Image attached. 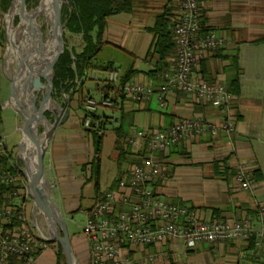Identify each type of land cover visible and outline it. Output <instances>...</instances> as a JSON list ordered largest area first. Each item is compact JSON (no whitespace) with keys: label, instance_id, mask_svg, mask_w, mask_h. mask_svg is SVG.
I'll list each match as a JSON object with an SVG mask.
<instances>
[{"label":"crops","instance_id":"obj_1","mask_svg":"<svg viewBox=\"0 0 264 264\" xmlns=\"http://www.w3.org/2000/svg\"><path fill=\"white\" fill-rule=\"evenodd\" d=\"M9 9L5 11L0 3V123H3L1 110L8 107L12 97L11 77L15 74L6 62ZM201 9L203 28L215 31L223 42L200 61L194 69V78L222 84L234 94L229 113L235 129L229 134L223 130L215 134L207 131L169 151L159 152L164 174L156 183V191L163 199L197 209L203 220H246L260 231L258 204L264 203V0H202ZM178 11V0H137L134 12L107 20L99 53L105 45H119L132 61L118 65L121 73L116 62L107 60L101 72L108 75L107 71L114 69L125 81L152 86L156 93L151 98L142 102L128 99L119 92V84L112 86L111 93L99 91L97 83L92 90L91 86L86 87L91 79L88 72L77 87L55 98L69 110V117L53 134L45 154V172L53 199L68 220H74L78 214L87 217L105 192L128 177L135 157L127 141L136 129L167 130L181 120L197 117L221 125L225 117L222 109L182 92L168 94L165 105H161L159 75L176 67V50L165 60L154 53L158 40L155 28L163 22L165 29L174 34ZM113 18L115 21L111 22ZM84 47L85 43L81 52ZM100 78L107 77L100 75ZM236 80L238 84L234 83ZM83 87L86 93L80 103L77 93ZM107 95L117 99V106L100 107L93 115V127H85V99ZM49 113L48 118L54 122L53 114ZM19 116L15 112L13 130L19 127ZM97 126L102 129L101 134ZM10 133L5 132L4 137ZM97 138L101 139L98 154ZM123 150L127 155L121 154ZM14 161L23 173L20 183L27 184L19 152ZM239 172L253 181L249 189L238 183ZM86 196L92 200L89 208L83 205ZM31 200L29 215L33 230L44 239L49 233L47 218ZM71 238L81 264L84 259L89 264L90 249L84 239ZM45 242L41 240L35 248L34 262L56 264L58 245L50 251ZM135 255L148 258L150 264H264V240L255 234L248 240L201 243L188 249L181 239L170 238L161 244L137 247Z\"/></svg>","mask_w":264,"mask_h":264},{"label":"built area","instance_id":"obj_2","mask_svg":"<svg viewBox=\"0 0 264 264\" xmlns=\"http://www.w3.org/2000/svg\"><path fill=\"white\" fill-rule=\"evenodd\" d=\"M178 1L174 28L176 67L159 75L161 105H165L168 94L178 91L222 109L225 117L220 126L197 117L181 120L167 130L136 129L133 132L127 144L133 148L135 162L128 177L119 180L116 188L98 199L81 225L89 242V264H150L148 258L135 255L136 248L161 244L170 238L181 239L188 249L201 243L248 240L255 234L259 240H264V203L258 204L262 228L257 231L246 220H203L197 209L163 199L156 191V183L164 174L159 152L169 151L175 145L207 131L215 134L223 130L229 134L235 129L229 113L234 94L222 84L194 78V69L200 61L208 52L217 49L223 40L213 30L203 32L202 0ZM107 72L104 80L98 71L94 70L89 75L96 81L99 91L111 93L112 86L119 84L121 94L135 102L147 100L156 93L150 85L132 81L123 83L114 69ZM80 81L78 78L77 83ZM116 106L117 99L112 95L100 99L87 97L83 125L93 127V115L100 107ZM97 130L102 133L99 126ZM0 156L7 159L10 167L0 171V264H33L35 248L43 237L33 230L28 186L20 183L23 173L17 161L11 158L2 137ZM236 179L243 189H249L253 183L244 172H239ZM10 187L14 188L2 195L3 188Z\"/></svg>","mask_w":264,"mask_h":264},{"label":"water","instance_id":"obj_3","mask_svg":"<svg viewBox=\"0 0 264 264\" xmlns=\"http://www.w3.org/2000/svg\"><path fill=\"white\" fill-rule=\"evenodd\" d=\"M14 1L7 13L11 15ZM59 5L56 12L57 29L55 36L59 42V49L55 57L47 63L42 62L41 55L46 48L45 38L42 31H39L32 24L30 31L22 25V16L27 11V0L20 3L19 16L21 21L17 27L12 22L14 29L13 38L9 35L7 26L8 46L14 44L18 49L17 72L11 77V99L7 103L12 107L23 120L21 128L22 140L19 147V156L25 164L24 174L27 180L28 191L35 206L43 212L47 218L49 233L44 239L48 242L59 244L66 258V264H81L75 254L72 238L69 231L68 219L61 213L57 203L53 199L52 188L45 172V154L49 147L53 134L59 125H62L69 117V110L65 109L60 102L53 98V86L55 78L54 64L65 52V40L63 30L67 22H62V10L64 2L69 4L68 0H55ZM41 4V3H40ZM40 6V5H39ZM72 8H70L71 10ZM20 27L24 31L18 42L17 33ZM30 37V38H29ZM34 39V41H33ZM47 42V41H46ZM41 58V59H40ZM23 78V86L30 91L31 103L22 99L19 92V80ZM43 80L45 82H43ZM35 87H31V82ZM43 90V100L38 105V96ZM51 112L55 118L54 122L47 117L45 112ZM40 127L42 131L40 132ZM27 136H31L34 142L35 163L31 167L28 163V149L25 143Z\"/></svg>","mask_w":264,"mask_h":264},{"label":"trees","instance_id":"obj_4","mask_svg":"<svg viewBox=\"0 0 264 264\" xmlns=\"http://www.w3.org/2000/svg\"><path fill=\"white\" fill-rule=\"evenodd\" d=\"M68 6L65 5L64 22H67L66 28L70 33L82 35L85 47L81 53H74L73 50L65 49V52L54 64L55 78L53 86V97L58 98L64 91L68 92L77 87V79H82L86 74L87 63L94 58L103 44V35L107 27L108 18L122 13H132L137 8V0H68ZM4 10L7 11L11 6L12 0H0ZM70 8H72L70 10ZM176 26V20H175ZM174 26V28H175ZM207 30L203 28V32ZM158 36L154 53L159 55L161 60L174 54L176 50L175 35L165 29L163 22L155 28ZM20 37V31L17 33V39ZM111 70V69H109ZM44 81V80H43ZM126 82L123 80V83ZM238 81H234L237 83ZM119 90V89H118ZM118 92V91H117ZM120 92V90H119ZM45 114L50 115L48 111ZM85 119V117H84ZM84 123V121H83ZM101 139L97 138L96 153L100 152ZM123 156L127 153L123 150ZM130 155V154H129ZM1 170L10 169L6 158L0 156ZM14 187L3 188L2 195H6ZM59 257L61 254L62 262L66 264V258L61 246L58 244ZM60 259V258H59Z\"/></svg>","mask_w":264,"mask_h":264},{"label":"rangeland","instance_id":"obj_5","mask_svg":"<svg viewBox=\"0 0 264 264\" xmlns=\"http://www.w3.org/2000/svg\"><path fill=\"white\" fill-rule=\"evenodd\" d=\"M41 1L42 0H27V11L31 12L32 10L38 8ZM65 5L68 6V4L65 2L63 4V10H62V22L63 23H65L64 22L65 10H66ZM7 17L8 16L6 15V21H7ZM13 21H14V26L17 27L21 21L19 14L15 15ZM113 21H115V18L111 19V22H113ZM37 24H38V26H37L38 29H40L42 31V34L45 38L44 42L46 43L47 38H48V34H49V30H50L49 25L46 22V20L43 18V16L37 18ZM6 26L9 27L8 22H7ZM35 28H36V26H35ZM19 31H20V37H21V35L24 31V27H20L18 32ZM63 33H64V40H65V49L68 48L69 50H73V52L76 54H78V52H81L82 47L84 46V41H83L82 35L70 33L66 27L64 28ZM20 37L18 39V42L20 41ZM107 60H112V61L116 62V64H117L116 69L120 70V72L123 73V70L118 68V65L122 64L125 66L126 64H128L129 62L132 61V58L128 53H126V51H124L122 48H120L119 45H112V44L105 45L104 48L101 50V52L98 53L94 58H92L87 63L86 72H88V74L90 75L92 70L97 69L101 76L107 77V73L101 72V70H100L101 68H104L107 66V62H108ZM8 61H11L10 62L11 71L16 73L17 72L16 59H12L9 56V51H7V56H6V62H8ZM43 82H45V81H43ZM95 85H96L95 80L88 79L86 87L91 86L92 90H94ZM31 87L32 88L35 87V84L33 83V81L31 82ZM86 87L81 88L79 90V92L77 93L79 100H80V103H82V96L86 93ZM67 98H69V97H66V99ZM42 100H43V90L40 91V94L38 96V105H39L40 101H42ZM67 101H69V99H67ZM15 112L16 111L10 106L6 107L5 109H2L1 110L2 118H3L2 122L4 123V125H3V123H0V136L1 137L5 136L4 135L5 132H7V133L11 132L8 136H6V138L5 137L4 138H5L6 146L8 147L9 154L13 160H16L18 152H19V147H20L21 138H22L21 128L23 125L22 117L19 116L20 117L19 127L16 128L15 130H13V127H14V125H13L14 121L13 120H14ZM11 122H12V126H10ZM41 128L42 127H40V129ZM11 130H13V131H11ZM41 131H42V129L40 130V132ZM94 184H96V183H91V185H94ZM31 201H33V200H31ZM83 205L85 208H89L92 205V200L86 196L84 199ZM85 218L86 217L83 214H78L74 220L69 219L67 221H68L69 231H70L71 236L75 237V238H83L85 244L89 248L88 239L85 236V234L83 233V230L81 228V225H83L85 222ZM43 225H44V223H43ZM43 240L46 241L45 239H43ZM44 244L48 246V250H50V251H54V249H56L55 246L58 245L55 242H48V241L45 242ZM85 244H84V246H85ZM56 247H58V246H56ZM59 253L60 252H59V248H58V252L56 255H57V258L59 261L56 264H64V261L62 262L63 258L61 259V256H63V254H61L59 257ZM35 261L36 262H34V264H40L41 263V260H39V261L35 260ZM82 264H88L86 259L82 260Z\"/></svg>","mask_w":264,"mask_h":264},{"label":"bare ground","instance_id":"obj_6","mask_svg":"<svg viewBox=\"0 0 264 264\" xmlns=\"http://www.w3.org/2000/svg\"><path fill=\"white\" fill-rule=\"evenodd\" d=\"M22 0H15L14 1V6H13V11L11 15L7 17V22L9 25V35L12 40L13 34H14V29L12 28V22L14 20L15 15L20 13V3ZM61 2V0H59ZM58 3L55 0H42L40 6L38 8L32 10L31 12L24 11L23 16H22V25L26 28V31H30V27L33 24L36 26V29H38V24H37V18L43 16V18L46 20V22L49 25V34L47 38V44L44 53L41 55V60L44 63H47L48 61L52 60L55 55L58 52L59 49V42L55 36V31L57 29V21H56V12H57V7ZM30 38V37H29ZM34 41V39H33ZM9 56L12 59H16V63L18 64L19 61V56H18V49L17 47L12 44L9 47ZM11 61H8V64H10ZM23 84V78L19 80V92L22 95V99L24 101H27L28 105L31 103V96H30V91L25 89ZM25 143L27 145L28 149V163L31 167H34L35 163V150H34V142L32 140L31 136H27Z\"/></svg>","mask_w":264,"mask_h":264}]
</instances>
